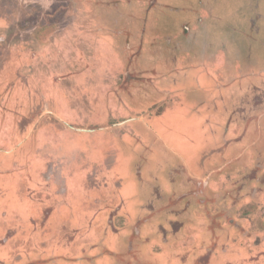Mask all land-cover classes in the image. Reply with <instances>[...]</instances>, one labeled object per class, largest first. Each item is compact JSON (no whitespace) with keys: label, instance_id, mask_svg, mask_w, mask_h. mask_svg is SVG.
<instances>
[{"label":"rangeland","instance_id":"374dc122","mask_svg":"<svg viewBox=\"0 0 264 264\" xmlns=\"http://www.w3.org/2000/svg\"><path fill=\"white\" fill-rule=\"evenodd\" d=\"M260 73L264 0H0V264H264Z\"/></svg>","mask_w":264,"mask_h":264},{"label":"crops","instance_id":"0c3cea01","mask_svg":"<svg viewBox=\"0 0 264 264\" xmlns=\"http://www.w3.org/2000/svg\"><path fill=\"white\" fill-rule=\"evenodd\" d=\"M227 64H228V61H227L226 55H224L221 51H219L212 58V60L207 64V68H209L210 71H212V74L214 72L217 73L218 74V78H220V77H225L224 71H227L226 70ZM175 66H176V64H175ZM176 67H177V69L180 68V64H177ZM153 73L156 75V71H153ZM263 74L264 73H260L258 75L261 76ZM165 75L161 74V75L157 76L156 78L162 77V76H165ZM211 78H212V75H211ZM147 83L153 84L154 82H147ZM260 90L261 89L256 88V91H260ZM160 94H162L163 97H164L165 95H169L170 96V95L174 94V92L173 91H170V90H164V91H160Z\"/></svg>","mask_w":264,"mask_h":264}]
</instances>
